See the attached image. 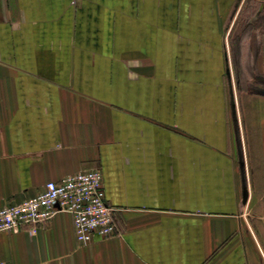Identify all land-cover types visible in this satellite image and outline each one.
I'll list each match as a JSON object with an SVG mask.
<instances>
[{
    "label": "crops",
    "instance_id": "0c3cea01",
    "mask_svg": "<svg viewBox=\"0 0 264 264\" xmlns=\"http://www.w3.org/2000/svg\"><path fill=\"white\" fill-rule=\"evenodd\" d=\"M87 169L118 233L0 261L264 264V0H0V206Z\"/></svg>",
    "mask_w": 264,
    "mask_h": 264
},
{
    "label": "built area",
    "instance_id": "2783aa9c",
    "mask_svg": "<svg viewBox=\"0 0 264 264\" xmlns=\"http://www.w3.org/2000/svg\"><path fill=\"white\" fill-rule=\"evenodd\" d=\"M114 211L105 198L102 173L97 169L80 170L58 181H47L34 196L1 205L0 232L37 227L56 213L66 212L72 217L76 241L89 243L95 236L103 239L118 233Z\"/></svg>",
    "mask_w": 264,
    "mask_h": 264
}]
</instances>
